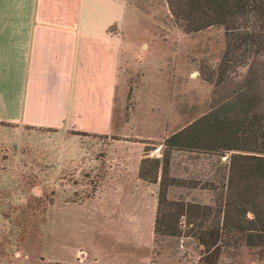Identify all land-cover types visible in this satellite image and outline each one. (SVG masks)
I'll use <instances>...</instances> for the list:
<instances>
[{
  "label": "rangeland",
  "instance_id": "1",
  "mask_svg": "<svg viewBox=\"0 0 264 264\" xmlns=\"http://www.w3.org/2000/svg\"><path fill=\"white\" fill-rule=\"evenodd\" d=\"M125 1L138 22L125 29L134 52L123 67L125 92H116L112 132L78 135L71 164L45 160L38 146L21 162L0 163V264L204 262L191 237L153 241L156 185L139 179L137 166L144 153L160 156L163 137L208 111L216 95L201 76L219 61L222 30L187 34L172 24L164 0ZM237 72L235 80L245 67ZM258 93L264 97V82ZM228 154L171 152L169 173L198 185L170 188L168 196L211 204L213 193L198 186ZM215 264L259 262L256 248L242 244L220 248Z\"/></svg>",
  "mask_w": 264,
  "mask_h": 264
},
{
  "label": "trees",
  "instance_id": "2",
  "mask_svg": "<svg viewBox=\"0 0 264 264\" xmlns=\"http://www.w3.org/2000/svg\"><path fill=\"white\" fill-rule=\"evenodd\" d=\"M164 2L172 24L184 33L221 28L223 50L217 65L201 76L216 95L208 111L163 137L160 156L144 153L137 166V177L156 185L153 241L191 237L202 247L203 264H215L220 248L243 244L256 248L257 260L264 264V97L258 93L264 82V0ZM242 67L245 72L235 80ZM173 151L229 152L198 186L213 193L211 204L168 196L170 188L198 185L196 179L169 173Z\"/></svg>",
  "mask_w": 264,
  "mask_h": 264
},
{
  "label": "crops",
  "instance_id": "3",
  "mask_svg": "<svg viewBox=\"0 0 264 264\" xmlns=\"http://www.w3.org/2000/svg\"><path fill=\"white\" fill-rule=\"evenodd\" d=\"M137 22L125 0H0V163L38 146L71 164L73 132H112L134 52L125 29Z\"/></svg>",
  "mask_w": 264,
  "mask_h": 264
}]
</instances>
